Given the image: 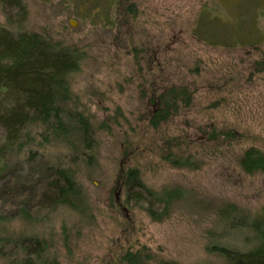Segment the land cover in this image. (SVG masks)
<instances>
[{
    "label": "rangeland",
    "instance_id": "1",
    "mask_svg": "<svg viewBox=\"0 0 264 264\" xmlns=\"http://www.w3.org/2000/svg\"><path fill=\"white\" fill-rule=\"evenodd\" d=\"M24 5L29 33L83 55L58 102L65 131L29 130L36 161L71 168L80 194L32 215L7 201L0 264H225L214 246L253 247L249 228L228 223L264 216V169L241 166L249 150L264 155V0ZM19 165L3 175L24 178ZM129 172L181 197L155 220Z\"/></svg>",
    "mask_w": 264,
    "mask_h": 264
},
{
    "label": "trees",
    "instance_id": "2",
    "mask_svg": "<svg viewBox=\"0 0 264 264\" xmlns=\"http://www.w3.org/2000/svg\"><path fill=\"white\" fill-rule=\"evenodd\" d=\"M0 6L5 15V24L0 23V213H4L7 201L15 199L19 203L18 213L25 215L61 205L70 206L74 197L80 194L74 171L62 165L38 163L37 155L33 153L36 140L29 130L31 127L41 128L54 136L65 131L62 105L58 102L67 100L70 93L67 78L80 70L83 55L78 49L64 48L40 34L29 33L25 27L28 11L24 0H0ZM111 9L112 6L103 14ZM22 149L30 153L22 159H15V152ZM12 164L15 167L20 164L18 167L26 174L24 178L21 173L13 177L3 175L7 169H12ZM175 165L186 166L188 163L178 159ZM241 166L250 173L263 170L264 155L249 150ZM33 167L37 169L30 170ZM26 181L31 184L23 188ZM126 185L129 191L137 189L131 194L136 201L139 193L143 194L141 190L145 191L147 211L155 220L164 217L169 205L181 197L175 191L159 194L146 188L135 172H129ZM24 195L25 199H21ZM157 205L164 207L158 211ZM228 226L231 231L249 228L254 233V246L238 250L217 245L214 253L223 257L225 264H264V216L252 222L242 217L233 223L230 220ZM36 244L41 248L39 243ZM39 254L38 261L41 259ZM129 262L144 264L138 257L135 263ZM21 264L37 263L27 257Z\"/></svg>",
    "mask_w": 264,
    "mask_h": 264
}]
</instances>
